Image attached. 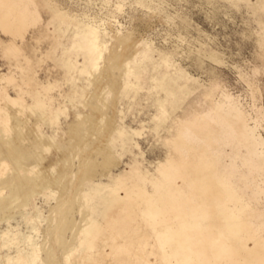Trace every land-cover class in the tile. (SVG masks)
Returning <instances> with one entry per match:
<instances>
[{
	"label": "rangeland",
	"instance_id": "rangeland-1",
	"mask_svg": "<svg viewBox=\"0 0 264 264\" xmlns=\"http://www.w3.org/2000/svg\"><path fill=\"white\" fill-rule=\"evenodd\" d=\"M0 264H264V0H0Z\"/></svg>",
	"mask_w": 264,
	"mask_h": 264
}]
</instances>
